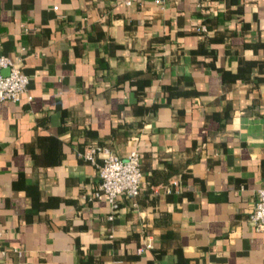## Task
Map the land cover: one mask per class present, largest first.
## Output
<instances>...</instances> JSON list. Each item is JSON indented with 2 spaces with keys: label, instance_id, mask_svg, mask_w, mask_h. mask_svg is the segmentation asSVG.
I'll return each mask as SVG.
<instances>
[{
  "label": "crops",
  "instance_id": "0c3cea01",
  "mask_svg": "<svg viewBox=\"0 0 264 264\" xmlns=\"http://www.w3.org/2000/svg\"><path fill=\"white\" fill-rule=\"evenodd\" d=\"M0 54V264H264V0H0ZM91 144L139 154L112 211Z\"/></svg>",
  "mask_w": 264,
  "mask_h": 264
},
{
  "label": "built area",
  "instance_id": "2783aa9c",
  "mask_svg": "<svg viewBox=\"0 0 264 264\" xmlns=\"http://www.w3.org/2000/svg\"><path fill=\"white\" fill-rule=\"evenodd\" d=\"M134 0H123L130 4ZM162 5L167 0H153ZM26 29V28H25ZM205 31L200 25L196 28ZM2 69H6L3 72ZM27 76L21 71L18 64L7 55L0 54V101H15L26 90ZM86 161L93 163L97 171L96 187L85 194L87 199H104L109 204L111 211L117 206V197L126 195L131 198L139 192L142 180V171L139 165V154L135 149H130L124 156L117 155L109 146L104 144H91L81 152ZM98 159V160H97ZM175 183V181H172ZM135 204V200L132 201ZM111 214L108 215L111 218ZM248 221L254 229H264V187L256 189V200L247 215ZM147 246L149 243L146 244ZM4 249L0 242V258Z\"/></svg>",
  "mask_w": 264,
  "mask_h": 264
},
{
  "label": "water",
  "instance_id": "95a60500",
  "mask_svg": "<svg viewBox=\"0 0 264 264\" xmlns=\"http://www.w3.org/2000/svg\"><path fill=\"white\" fill-rule=\"evenodd\" d=\"M3 72H6V69H2Z\"/></svg>",
  "mask_w": 264,
  "mask_h": 264
},
{
  "label": "trees",
  "instance_id": "16d2710c",
  "mask_svg": "<svg viewBox=\"0 0 264 264\" xmlns=\"http://www.w3.org/2000/svg\"><path fill=\"white\" fill-rule=\"evenodd\" d=\"M151 180H153L152 177H151ZM153 181H154V180H153Z\"/></svg>",
  "mask_w": 264,
  "mask_h": 264
}]
</instances>
